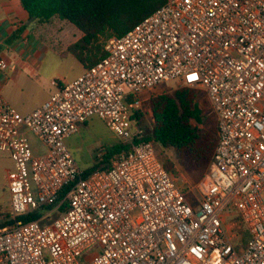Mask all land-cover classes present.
<instances>
[{"label": "built area", "instance_id": "built-area-1", "mask_svg": "<svg viewBox=\"0 0 264 264\" xmlns=\"http://www.w3.org/2000/svg\"><path fill=\"white\" fill-rule=\"evenodd\" d=\"M104 51L28 115L0 92L11 218L68 189L65 210L0 229V264H264V0H165ZM171 81L203 91L217 123L213 160L187 190L145 139L141 95ZM92 118L129 149L84 177L66 141Z\"/></svg>", "mask_w": 264, "mask_h": 264}, {"label": "trees", "instance_id": "trees-1", "mask_svg": "<svg viewBox=\"0 0 264 264\" xmlns=\"http://www.w3.org/2000/svg\"><path fill=\"white\" fill-rule=\"evenodd\" d=\"M22 7L31 18L46 23L57 17L67 20L82 32V37L70 45L65 53L78 60L86 68L95 65L106 56L105 43L112 37H121L143 19L158 10L165 0H20ZM198 92L181 88L172 93H164L149 98L146 103L153 114L154 124L148 131L146 140H151L164 149L174 151L180 166L196 180L202 177L211 164L217 146V123L209 130L192 124H204L197 104ZM128 144L118 143L107 149L103 159L83 170V176L95 171L108 170L119 153L128 151ZM165 168L172 171V164ZM68 189L60 193L58 199L41 207L33 214L12 219L0 213V229L17 221L38 220L44 211L50 210L65 198ZM62 210L67 208L64 201ZM1 209V208H0Z\"/></svg>", "mask_w": 264, "mask_h": 264}, {"label": "crops", "instance_id": "crops-1", "mask_svg": "<svg viewBox=\"0 0 264 264\" xmlns=\"http://www.w3.org/2000/svg\"><path fill=\"white\" fill-rule=\"evenodd\" d=\"M57 19L54 17L41 23L29 16L20 0H0V58L8 64L7 70L0 69V92L21 115L32 113L56 92L58 86L53 83L55 78L51 74L58 67L57 57L82 37V32L72 26L67 27L71 33L70 40L66 39V34L61 37L65 26L56 25L54 33L49 25L45 28V24L54 25ZM85 69L81 64L78 77ZM29 138L34 153H41L43 149L38 139L33 135ZM70 138L66 141L67 146ZM14 173L10 156L0 153V183L6 187Z\"/></svg>", "mask_w": 264, "mask_h": 264}, {"label": "rangeland", "instance_id": "rangeland-1", "mask_svg": "<svg viewBox=\"0 0 264 264\" xmlns=\"http://www.w3.org/2000/svg\"><path fill=\"white\" fill-rule=\"evenodd\" d=\"M54 22V25L50 23L45 24V28H47V26L49 25L48 28L52 30V33H54V31H56V25L65 26L64 32L61 33V37L64 38L63 34H66V39L69 38L68 40H70L71 33L70 30L67 29V27H76L67 20L61 21V19H57ZM57 62L58 67L51 74L52 78H55L53 80V83L58 80L63 82H71L78 77L79 72L81 71V64L78 60H76L72 56L67 55L65 52H62L57 57ZM175 87V82H165L164 84L156 87L152 91V93H142L141 97L151 98L153 96L164 93H172L173 91H175ZM197 92V104L201 110V117L205 122L204 124L200 125L193 120L192 124L199 127L200 129L209 130L214 125L215 118L211 113L205 93L201 90H197ZM148 121H150L149 118ZM69 143L70 145L68 147L75 156L79 167L81 168V170H85L86 168L92 167L95 164L94 153L97 149H99L100 147L109 149L112 146L118 144L119 140L104 122H102L98 118H93V120L89 122L88 126L82 128L78 133L70 138ZM155 150L156 152H158V155L164 164L167 161L172 164L171 172L179 176L180 185L184 190H187L188 186L193 187L194 185L198 184L209 168L208 166L204 171L202 177L196 180L193 175H190L180 166L174 151L163 149L158 144H155ZM9 199L10 195L7 188L3 186L2 183H0V213L7 216L10 215ZM0 218H2V216H0ZM247 238L248 236H245V239Z\"/></svg>", "mask_w": 264, "mask_h": 264}, {"label": "snow or ice", "instance_id": "snow-or-ice-1", "mask_svg": "<svg viewBox=\"0 0 264 264\" xmlns=\"http://www.w3.org/2000/svg\"><path fill=\"white\" fill-rule=\"evenodd\" d=\"M190 79H191V77H190Z\"/></svg>", "mask_w": 264, "mask_h": 264}, {"label": "water", "instance_id": "water-1", "mask_svg": "<svg viewBox=\"0 0 264 264\" xmlns=\"http://www.w3.org/2000/svg\"><path fill=\"white\" fill-rule=\"evenodd\" d=\"M33 19V18H32Z\"/></svg>", "mask_w": 264, "mask_h": 264}]
</instances>
